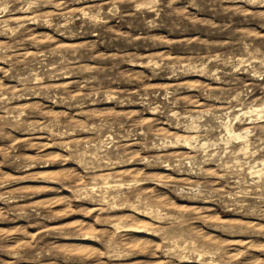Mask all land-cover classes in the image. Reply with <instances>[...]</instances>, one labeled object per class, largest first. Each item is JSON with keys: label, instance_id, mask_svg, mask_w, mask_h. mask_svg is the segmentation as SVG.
<instances>
[{"label": "rangeland", "instance_id": "obj_1", "mask_svg": "<svg viewBox=\"0 0 264 264\" xmlns=\"http://www.w3.org/2000/svg\"><path fill=\"white\" fill-rule=\"evenodd\" d=\"M0 264H264V0H0Z\"/></svg>", "mask_w": 264, "mask_h": 264}]
</instances>
